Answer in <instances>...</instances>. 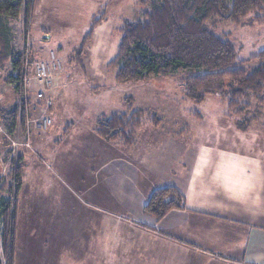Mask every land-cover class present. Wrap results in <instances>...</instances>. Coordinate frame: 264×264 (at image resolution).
Instances as JSON below:
<instances>
[{
  "label": "rangeland",
  "instance_id": "1",
  "mask_svg": "<svg viewBox=\"0 0 264 264\" xmlns=\"http://www.w3.org/2000/svg\"><path fill=\"white\" fill-rule=\"evenodd\" d=\"M139 2L33 0L30 17L22 9L16 18H5L14 56L26 47L33 61H47L54 53L60 63L51 89L37 82L40 88L33 86L28 74L27 109L21 105L22 94L10 84L9 63L0 71V111L17 110L11 123L0 116V181L8 178L2 184L9 186L13 170L21 168L15 264H163L158 256L165 251L150 245L141 226L133 224L138 221L123 209L136 197L131 188L122 185L117 189L132 163L122 166V172L114 170L109 161L105 166L100 163L113 154L112 146L124 154L136 144L141 146L142 137L152 129L166 135L161 144H154L162 150L155 154L161 153L157 160L165 159L171 173L189 170L196 159L222 158L229 153L264 162V107L250 101L240 109H229L220 98L187 99L181 76L151 77L138 83L116 81L117 68L112 62L119 29L141 19ZM261 16V23L249 14L237 25L218 20L207 25L231 42L236 62H244L237 69L246 74L257 69L255 58L264 51ZM39 91L52 100L49 108L36 100ZM133 111L146 113L157 126L145 120L131 148L96 136L100 117ZM27 117L30 121L48 117L52 125L40 131L32 123L27 126ZM26 139L29 147L20 148ZM4 196L12 198L6 191ZM135 234L140 239L138 250L133 244L134 252L128 240ZM170 259L171 264H215L194 257L182 261L172 255Z\"/></svg>",
  "mask_w": 264,
  "mask_h": 264
},
{
  "label": "trees",
  "instance_id": "2",
  "mask_svg": "<svg viewBox=\"0 0 264 264\" xmlns=\"http://www.w3.org/2000/svg\"><path fill=\"white\" fill-rule=\"evenodd\" d=\"M139 4L141 19L119 29L120 41L112 62L117 68V82L181 76L180 86L187 99L220 98L229 109L250 101L264 107V51L255 58L257 69L246 74L237 69L244 62H236L231 42L207 27L215 20L237 25L249 14L255 15V23H261L264 0H140ZM22 9L26 18L30 17L33 0H0V71L9 63L18 75L21 57L13 54L5 18H16ZM16 112H0V116L8 124L16 120ZM145 120L157 126L146 113L133 111L100 117L94 132L102 141L131 148ZM11 175L7 188L2 182L8 178L0 181V264H15L21 168L16 166ZM5 191L12 198L4 196ZM183 204V195L166 187L152 192L143 211L159 221Z\"/></svg>",
  "mask_w": 264,
  "mask_h": 264
},
{
  "label": "crops",
  "instance_id": "3",
  "mask_svg": "<svg viewBox=\"0 0 264 264\" xmlns=\"http://www.w3.org/2000/svg\"><path fill=\"white\" fill-rule=\"evenodd\" d=\"M29 72L32 85L40 88L32 67ZM162 133L158 129L146 132L142 137L144 143L136 144L126 155L112 146L113 154L108 159H100V163L105 166L109 161L119 171L132 163L127 177L122 174L117 189L122 185L123 189L131 188L136 197L132 205L126 203L123 209L138 221L133 224L141 226L150 245L165 251L158 256L162 257L163 264H171L172 255L182 261L194 257L196 261L205 259L215 264H264V162L260 158L252 162L249 157L229 153L222 158L196 159L189 170L171 173L165 159L164 162L161 158L157 160L161 153L155 154L162 151L155 148L166 136ZM166 187L183 195V208L172 209L156 221L143 208L153 191ZM138 236L135 234L128 240L131 251H134L133 244L138 250Z\"/></svg>",
  "mask_w": 264,
  "mask_h": 264
},
{
  "label": "built area",
  "instance_id": "4",
  "mask_svg": "<svg viewBox=\"0 0 264 264\" xmlns=\"http://www.w3.org/2000/svg\"><path fill=\"white\" fill-rule=\"evenodd\" d=\"M21 57V75H18V72L13 69L12 64L10 65V72H9V77L12 79L13 82L10 84L15 87L17 90L18 94H22V97L20 99L21 105H26V93H27V87L29 83L28 79V74L30 73V68L32 67L34 70V79L42 85L45 89H51L53 87V77H54V72L60 68V63L57 60L56 56L54 53H50L49 59L47 61H32L31 58L28 56V48H24V51L19 54ZM21 76V77H20ZM36 100H42L44 102V107L45 109L49 108L51 106V99H47L45 94L43 92H37L35 96ZM26 106L24 107V109ZM27 109V108H26ZM32 123L34 127L37 130L40 131H46L50 126H51V119L48 117H42L36 120H29V117L26 119V124ZM2 132V131H0ZM8 134V133H7ZM5 133V135H7ZM29 135V132L27 133ZM19 146H23L28 148L29 143L28 140L22 144H19Z\"/></svg>",
  "mask_w": 264,
  "mask_h": 264
}]
</instances>
